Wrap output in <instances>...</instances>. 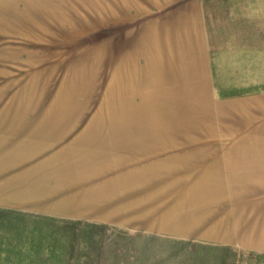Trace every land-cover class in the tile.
<instances>
[{"label": "crops", "instance_id": "1", "mask_svg": "<svg viewBox=\"0 0 264 264\" xmlns=\"http://www.w3.org/2000/svg\"><path fill=\"white\" fill-rule=\"evenodd\" d=\"M18 1L0 0V13H6L7 25L13 23V9L24 7L22 2H26ZM38 1V17L33 21L38 31V54L10 43L7 54L0 49V60L5 59L0 70L7 75L0 81V209L134 225L140 232L198 234L208 241L214 237L233 240L239 234L240 239L254 242L256 236V241L264 240V145L214 143L220 136H242L246 125L238 124L237 106L255 101L264 105V97L218 104L220 125H210L199 134L184 123L173 128L171 119L162 115L165 103L154 101L153 115L143 120L141 100L138 103L136 96L133 101L123 96L128 86L125 81L140 88L143 82H139V74L149 73L150 84L142 87L150 89L158 88L159 79L168 81L171 74H182L184 77L175 79L186 82L187 87L193 82L190 89L195 91L186 103L214 106L215 55L209 51L220 46L210 43L202 28V14H184L171 23L162 19L157 32L145 37L149 48L125 53L122 49L113 54L97 50L96 57L101 60L97 71L109 78L102 86L106 91L102 93L101 110L89 118L79 108L78 90L84 82L76 76L83 74L93 95L84 71L88 49L79 63V59H69L64 49L54 54L43 48L46 40L71 43L73 32H63L56 6L47 8V0ZM20 25L19 18L16 32L1 28L0 42H9L14 36L23 39ZM53 25H58L60 32L52 34ZM232 41L243 46L237 39ZM244 56L235 58L237 68L249 72L247 66L254 64V57ZM140 57L145 58L141 67ZM116 58L119 65L110 67ZM221 68L225 70L228 65ZM15 72L29 74L19 77ZM111 93L112 100L107 98ZM243 111L251 114L246 108ZM217 118L212 116L215 122ZM221 122L228 124L222 129Z\"/></svg>", "mask_w": 264, "mask_h": 264}, {"label": "rangeland", "instance_id": "2", "mask_svg": "<svg viewBox=\"0 0 264 264\" xmlns=\"http://www.w3.org/2000/svg\"><path fill=\"white\" fill-rule=\"evenodd\" d=\"M25 1L22 2L24 7L13 9L14 20L9 25L4 21L6 13H0V29L2 28L4 32H16V22L20 18V27L24 33L23 39L14 36L8 39L9 42H0V49L4 54H7L9 43L15 48L29 49L32 55L38 54L36 49L39 45L35 41L38 31L34 30L37 26L33 21L38 17L39 1ZM48 1L46 7L56 6V10H59L57 18L63 32H73V40L71 43L46 40L42 47L54 54L64 49L67 52L66 56H71L69 59H79V63L88 49L87 56L90 62L88 61L84 71L93 95L86 88L87 83L83 74L76 73V76L84 82L78 90L79 108L82 114L88 115L89 118L100 112L102 93L106 91L102 86L107 85L109 78L108 74L101 75L97 71L101 65V60L96 57L97 50L103 49L113 54L114 51L122 49L125 53L133 49L149 48L150 42L145 37H149L151 32H157L158 22L160 24L161 20L165 19L171 23L184 14L197 11L203 16L202 28L210 37V43L220 46L209 51L215 55L214 82L211 90L215 100L214 106L187 104L195 91L193 88L190 89L193 82H188L187 87L186 82L181 83L175 79L184 77L182 74H171L168 81L159 79L157 89L142 87L149 86V73L139 74V82H143L139 90L134 88L132 83L128 84L129 82L125 81L128 86L123 96L130 97L132 101L136 96L138 103L141 100L140 113L143 120L153 115L151 107L154 101L158 104L165 103L166 109L164 108L162 115L171 119L173 128L183 127L184 123L194 128L195 131L192 133L199 134H203L210 125L214 127L220 125L216 115L220 109L218 104L226 106L242 99L258 100L259 97H264V0H51L53 3ZM17 2L19 1L15 0V3ZM161 26L166 25L161 23ZM48 27L47 25V29ZM50 28L52 34L60 32L58 25ZM81 33L87 34L78 40ZM215 39L219 40L215 42ZM236 39L237 44L243 42V46L231 43ZM227 53L231 55L227 57ZM240 55H245L246 58L254 57V64L247 66L249 72L237 68L239 62L235 61V58ZM125 58H122V61ZM3 60L5 59L0 60V63ZM140 61L139 67L144 64L145 58L140 57ZM223 64L225 67L228 65V68L225 70L221 68ZM108 65L116 68L119 65V58ZM136 70L137 76L139 70L138 68ZM28 74L15 72V76L19 77H27ZM1 79H7L2 70L0 81ZM21 84L20 82L19 86ZM96 85L98 88L93 89ZM207 92L209 96L210 91ZM113 97L114 93L107 96L111 100ZM237 108L238 124L242 127L246 125L241 132L244 134L242 136L231 134L226 138L220 136L215 138L214 143L264 145V105L255 101L253 105H239ZM243 108L251 111V114L246 116ZM212 116L217 118L216 122L212 120ZM244 116L246 119H242ZM223 117L225 119V116ZM205 120L210 121L205 125L203 124ZM251 120L254 122L249 126ZM225 124L228 122L223 124L221 122L222 129ZM224 130L227 131V128ZM137 228L139 227L134 225L101 223L94 219L93 221L58 219L0 209V264H264V240L258 242L256 236L254 242L252 239H240V234L233 240L218 241L214 237L208 241L198 234L148 233L135 231Z\"/></svg>", "mask_w": 264, "mask_h": 264}]
</instances>
